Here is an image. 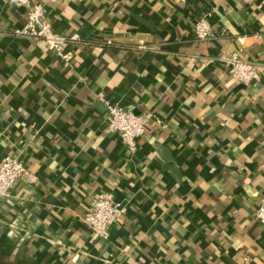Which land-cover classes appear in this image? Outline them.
I'll return each instance as SVG.
<instances>
[{"label":"crops","instance_id":"0c3cea01","mask_svg":"<svg viewBox=\"0 0 264 264\" xmlns=\"http://www.w3.org/2000/svg\"><path fill=\"white\" fill-rule=\"evenodd\" d=\"M32 3L80 41L64 61L0 0V162L37 177L0 202V264H264V0ZM234 54L258 80L232 76ZM108 102L151 115L136 151ZM101 192L127 206L109 239L84 220Z\"/></svg>","mask_w":264,"mask_h":264},{"label":"built area","instance_id":"2783aa9c","mask_svg":"<svg viewBox=\"0 0 264 264\" xmlns=\"http://www.w3.org/2000/svg\"><path fill=\"white\" fill-rule=\"evenodd\" d=\"M17 8H25L27 21L22 28L16 30L19 35L34 37L45 43L48 50L68 62L72 59V52L67 50L70 43L80 41L79 34L64 35L58 33L52 23L46 18L44 6L32 3V0H7ZM194 31L199 40H207L213 36V28L207 14L198 17ZM232 76L243 84H250L259 79L257 66L234 54L229 60ZM107 129L117 134L122 143L131 151L137 149V139L147 128L150 114L135 113L119 103H106ZM25 178L31 183L37 177L30 171L24 158L20 155L6 156L0 162V202L11 194L13 187L19 180ZM127 211V206L117 201L111 192H101L95 195L91 208L85 214L86 225L100 238L109 239L111 229ZM256 218L264 225V199L256 210Z\"/></svg>","mask_w":264,"mask_h":264}]
</instances>
